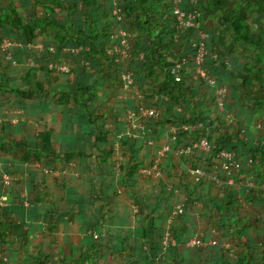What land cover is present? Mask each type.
Segmentation results:
<instances>
[{"label": "trees", "instance_id": "obj_1", "mask_svg": "<svg viewBox=\"0 0 264 264\" xmlns=\"http://www.w3.org/2000/svg\"><path fill=\"white\" fill-rule=\"evenodd\" d=\"M33 1L36 6H31V15L24 16L21 11L24 8L19 10L11 4L0 16V25L8 28L0 42L8 39L26 44L42 36L46 41L50 40L57 51L55 54L49 51L36 54L35 63L40 64L38 73L34 79H30L31 74L26 75L22 82L12 81L14 75L10 65L0 62V95L14 94L16 100L38 104L40 109L30 113L36 119L51 108L48 122L39 119V129L35 121L22 122L19 129L13 130L2 120L0 158L12 163L5 170L0 168V244L4 247L11 243L17 245L16 264H99L98 255L93 251L96 246L91 247L93 253L89 254L90 247L85 242H79L78 246L76 238H72L63 243L61 237H81L73 229L78 220L81 221L78 228L93 225L95 230L105 228L108 234L116 233L117 230L111 228L108 211L112 197H117V202L128 200L131 208L138 207V214L146 212L162 217L164 200H171L175 191L181 192L188 206L200 201L207 203L205 215L211 220V227H217L222 233V238L215 239L220 244L224 241L235 244L239 249L236 258L239 260L230 258L221 245L212 247L215 251L187 247L189 239L183 230L178 246L164 253L155 247L158 243L151 244L144 248L142 260L148 264H208L203 258L185 261L182 252L186 247L191 249L190 253L199 252L203 256L206 250H210L209 254L215 252L212 254L214 264H264V215L254 216V212L243 205L254 201L262 206L264 213V193L249 188L245 198L242 197L237 187L229 184L230 178L223 171L219 158L224 150L236 153L240 169L239 173L233 172L235 183L241 182L244 172L256 173L250 179L255 186L264 182V142H257L259 135L246 139L248 134L243 131L241 117L238 118L239 114L230 102H237L241 94L248 92L250 85L264 82V49L252 41L254 33L247 21L251 8L242 6L234 15L228 16L221 14L223 0H202L196 6L204 13L203 23L206 26L212 24L214 30L220 32L218 44L212 49L218 55L212 68L219 81L218 87L225 86L228 90L226 111L221 112L215 89L203 80L193 81L186 70L187 63L192 64L195 59L194 32L184 31L175 40L172 0H117L123 9L120 23L99 0ZM193 1L185 0L183 7L186 10L193 8ZM73 2L75 7L70 5ZM258 6L264 9V1L260 0ZM56 10H62L65 19ZM131 10L141 15L131 16ZM41 11L46 13L42 16ZM80 13L86 19L85 30L76 26ZM218 18L221 21L216 27L210 21H204ZM225 27L230 31L226 32ZM120 29L131 34L133 58L125 64H118L108 52ZM230 36L234 37V42H230ZM237 42L247 48L252 57L257 54L255 66H244L246 80L239 88L236 82L226 80L231 70L224 63L225 50L235 48ZM70 45L83 47L85 54L83 51L79 55L63 56L62 49ZM14 52L32 54L21 49ZM141 54L145 57L139 61L140 68H135L132 64ZM51 60L57 67L69 66L71 72L60 73L50 68L48 61ZM82 60L88 61L90 66H79ZM73 62L77 64L70 66ZM177 65L183 68L179 70ZM128 70L136 74L140 92L145 97L144 104L121 99L114 105H106L99 89L122 90L123 75ZM242 74L240 69H234L230 77L237 79ZM253 74L257 76L256 81L252 79ZM257 103L264 124V91ZM142 106H156L161 115L158 119H144L140 115ZM131 108L136 109L144 128L139 132L131 129L130 136H121L119 133L124 132L122 127L125 126L121 116ZM231 112L238 115L235 124L228 126L227 118L233 115ZM68 118L80 123L71 133L64 130L67 125L63 123ZM198 123H203L204 127L179 130L175 134L171 131L174 127ZM65 134L72 135L79 145L62 143ZM260 138L264 140V133ZM205 139L210 145L207 151L194 149L189 154H181L183 149ZM167 146L170 151L160 166L163 176L155 178L143 174L142 171L155 167L159 153ZM192 169L204 170L207 176L197 180L190 175ZM5 176L10 178L8 183ZM118 181L121 184L117 185ZM5 198L8 200L4 205L2 200ZM88 198L97 202L101 216L94 219L87 215ZM43 218L53 219L46 221L52 235L40 233L38 224H34L36 230L25 224ZM51 236L55 240L52 241V253H30L29 246L36 241L35 237ZM250 237H262V246ZM150 238L141 237L140 240L146 246ZM256 245L260 251L258 255L247 251ZM75 250L80 252L79 257Z\"/></svg>", "mask_w": 264, "mask_h": 264}, {"label": "crops", "instance_id": "obj_2", "mask_svg": "<svg viewBox=\"0 0 264 264\" xmlns=\"http://www.w3.org/2000/svg\"><path fill=\"white\" fill-rule=\"evenodd\" d=\"M99 1L102 3H105L108 12L113 15L114 3L111 0H99ZM11 4H14L15 6H17L19 10L24 8L23 10H21L22 12H24V16L31 15L33 13V9L31 6H36V3L33 0H18V1L17 0H0V16L4 15V13L6 12V9L10 8ZM70 5L72 7H75L74 2L70 3ZM43 11H41L42 16L46 13ZM56 11H59V10H56ZM78 12H80L79 9H78ZM59 13H60V16L64 18L65 14H63L62 10L59 11ZM131 13H133L131 16L141 15L139 13H134L132 10H131ZM77 15H78L76 19L77 28L85 30L86 29L85 17L81 13ZM227 15L229 16V14ZM114 18L116 19V17ZM121 18L117 19L116 21L120 23ZM207 27L213 31L212 24H209V26ZM249 27L252 29L253 33L255 34L254 31L256 30L250 25ZM6 30H8V28L5 29L4 26L0 25V40L5 38V33L7 32ZM224 30L226 32L230 31L229 27H225ZM258 34L259 33H256L253 36L252 41L255 43H258L264 49V45H262L264 44V41L262 43L261 37ZM219 39H220V32L213 31V37H212V42H211L212 49L215 46H217ZM234 41L235 39L234 37H232L230 39V42H234ZM29 42L43 43L46 49L42 52H35V51H30L27 48L12 47L5 52H0V62H2L5 65L7 64L8 66L10 65L11 67V71L13 72V75H14V77L12 78V81L15 80L17 82H22L23 81L22 79L26 75H30V74H31L29 76L30 79H34L36 77V74L38 73V68L40 67V64L35 63V60H34L36 58V54L38 55V54L48 53L49 51L48 48L52 46V43H50L51 41L50 40L49 42L46 41V39L42 36L35 39V41H29ZM66 48L74 49V48H82V47H76V46L70 45L69 47H66ZM16 49L17 50L18 49L27 50V51L32 52V54L31 53H28V54L25 53L23 55H19L18 53L15 54L14 50ZM251 49L253 51L255 50L253 48ZM69 54H71L72 56L78 55L72 52L63 53L62 55L65 56ZM256 56L252 57L251 52L248 51L247 48H245L243 45H241L238 42L236 43L235 48H230L227 51L225 50V62L224 63L226 67L229 68L231 71H233L234 69H240L243 72V74L239 78L232 79L230 77V72H231L230 71L228 72L229 77L227 76L226 80L228 82H233V83L236 82V84L238 85L237 87L239 88L242 85V83L246 80V72H244V69H243L244 66L246 65L251 66V67L255 66V64L257 63ZM64 58L67 59L68 57H64ZM134 61L135 62H133L132 66H134L135 68H140L141 63H139L137 59ZM34 63L37 65H34ZM48 63L51 64L49 65L50 68L53 69L54 67L57 69L58 72L60 71V73H64V72H61L62 69L60 70L57 66L54 65L53 60L48 61ZM71 64L72 66H75L77 63L75 64V62H73ZM65 68H70V67L65 66ZM256 77L257 76L255 74L252 75V79H255V81H256ZM249 87L250 88L247 90L248 92H246V94L243 93L241 94V96L238 97L239 101L237 100V102H235V101L230 100L231 106L233 105L232 106L233 110L237 112L240 116L238 114L236 115H238V118L241 117L239 121L243 125V131H246L248 134V136L246 135L247 140H250L249 137L252 138V136L256 137L258 135L261 136L264 133V124L261 122V116L263 115L261 112L262 110L257 106L258 104L257 98L261 96L262 91H264V82H261L259 86L258 84H253V85H250ZM221 88L225 89L226 94L228 95L227 88L225 86ZM106 91L107 90H102V89H99L98 91L101 94V97L106 103V105H114L115 104L114 102L120 101L121 99L129 100V101L132 100V97L129 98V95H128L127 98L119 97L118 100L113 99L111 103V101H109L107 97V94L104 93ZM230 96L232 97L231 94ZM245 96H246V99H245ZM17 104H20V105H17ZM16 107H20V109L22 107V109L21 110L18 108L16 109ZM38 109H40V106L38 104H30L24 100H16L14 94H1L0 95V129L2 128L4 124L2 120H4L6 125H8V128L10 127L13 130L19 129L21 125L20 123L22 122L32 123L30 121L32 120L30 113L33 111L36 112ZM46 112L50 113L51 108L48 107ZM236 115H232L235 120L237 117ZM63 124L65 126L67 125V127L64 129L66 133H71L74 128L77 129L78 126H80V123L77 120L74 121L71 118H68V120ZM123 125H122L123 126L122 130H124V132L120 131L119 134H121V136L122 135L130 136L128 132L131 130V127L127 124H123ZM115 128L116 127H113V129ZM259 136L257 138V142L258 143L264 142L262 138L259 139ZM72 137L73 136L70 134L63 135L62 143L65 142L67 144H71L72 146L79 145V143H76L73 140L74 138ZM118 144L119 143H117V145ZM0 162H2L5 167L7 165H10V163H12L11 161H8L5 158H0ZM5 167L2 168L0 164L1 169L5 170ZM245 173L247 174L246 177H248L247 180L252 179V174L256 175V173L249 174L247 172L242 173V175ZM250 183H253V182H251L250 180ZM118 184H121V182L118 181L117 185ZM249 188L250 187L240 192L241 195H243L242 197L247 195L248 193L247 191L249 190ZM257 193L263 194L264 192L257 191ZM171 198L172 199L169 201L168 199L164 200V207H163L164 215L162 216L163 217L162 218L156 215L147 214L146 212H143V213L140 212L138 214V211H139L138 207L136 208V206L135 207L132 206L133 208H131V205L128 202V200L123 201V202H117V197H112L111 199H109V203L111 205L109 206L108 211H109V216H110L111 228L117 230L116 233L108 234L106 233L107 231L105 228H102L100 230L98 229L95 230L92 227L93 225L79 226L78 228L77 226L80 225L81 223V221L78 220V224L74 225L76 227L73 229H75L76 232L81 237H68L67 236V237H61V238L63 240V243L65 239H69L68 241L70 242L72 238L73 239L76 238L78 246H79V242H85V245L90 247V250H88L87 252L89 254H92L94 251V253L98 255L99 264H123V263L124 264H148L145 259L142 260L143 258H145L144 248L145 247L148 248L151 244H155V243H158L155 245V247H158L161 244L164 235L168 231H172V233L176 236L177 241H179V239L182 237L180 236V233H181L180 231L182 230L183 232L185 231L184 236L187 237L188 239H192L197 236H201L202 239L206 241H213V240H216L217 238H222V233L217 229V227H213V226L211 227V220L209 219L208 216L205 215V212L208 209L207 203L200 201L194 206L185 205L186 213L182 216L176 217V219L173 220L172 222L171 221L172 213L175 211V208L177 206L184 204L185 200L183 196L179 199L175 198V196H172ZM243 205L246 209L254 212V216H256L255 214L259 216L264 215V213H262L261 211L262 206H260L258 203H255L254 201L247 202V204L243 203ZM98 207L99 206L95 200L88 198V200L86 201L87 215H92L94 219L97 218L98 216H101L102 214L101 212L98 211ZM169 213L170 215H168ZM72 220L74 221L73 218ZM46 221L52 222L53 219L52 218H49V219L43 218V219H36V220L33 219L31 220V222L29 223L27 222L25 224L26 225L28 224V226L30 227L29 229H31V227L34 226L33 230L37 229L36 225L34 224H38L40 225V228H39L40 233H47L48 235L49 234L52 235L53 231L49 229ZM180 227H182V229L179 230ZM141 237H147V238L151 237L149 241L150 242L149 245H146V246L143 245L140 240ZM13 238L16 239L17 237H13ZM35 238H36L35 239L36 241L29 246L30 253H37L38 251L39 252L42 251L43 254L46 255L54 251L52 248V245H53L52 241H55L54 237L51 236V237H35ZM250 239L255 240L260 246H262V237H250ZM92 246H96V249H94L93 251L91 250ZM212 247L213 246H210L205 249H214ZM250 247L251 248L247 251H251L252 253L257 254V255L258 253H260V251L257 250L258 245L254 246L255 250L253 249L252 246ZM17 249H18L17 245L13 243H11L9 246H6V247L0 244V264H16L17 259H18V256H16ZM190 250L191 249L184 247V250L182 252L183 253L182 258L185 261L192 259V258H195L196 260H200L203 258L205 261H208V264H214L212 254H215V252H211L209 254L210 250H206L205 251L206 254L203 256L202 253H199V252L190 253ZM215 250L216 249H214L213 251ZM74 253L79 257L80 252L78 250H75ZM235 260L238 261L239 258ZM94 262L95 261H92V263Z\"/></svg>", "mask_w": 264, "mask_h": 264}, {"label": "built area", "instance_id": "obj_3", "mask_svg": "<svg viewBox=\"0 0 264 264\" xmlns=\"http://www.w3.org/2000/svg\"><path fill=\"white\" fill-rule=\"evenodd\" d=\"M115 1V8L113 10V16L117 19H120L122 17L123 9L118 5L117 0ZM184 0H172V14H173V23L172 28L174 29L175 34V40L177 41L180 34L184 31L192 30L194 32V48H195V59L192 64L187 63L186 70L189 72L191 79L193 81H199L203 80L208 86L215 89L216 91V102L218 104V108L221 112L226 111V90L223 88H219V81L216 78L214 71H213V64L216 63L218 60V55L215 54L211 48V42L213 37V31L206 27L202 21V14L198 10L196 6H198V1L194 0L192 2V5L194 6L191 9H185L183 7ZM12 47H19V48H27L30 51L35 52H42L46 49L44 45L37 44L35 42H30V44L25 45L20 42L10 41L8 39L3 40L0 42V52H5L9 50ZM49 52L52 54H55L56 48L54 46H51L48 48ZM63 53L72 52L74 54H82V52L85 50L82 48H74V49H68L63 48ZM109 55L113 56L116 59V62L118 64H125L129 62L132 57V44H131V34L128 30L121 29L118 31L116 35H114V44L109 48L108 50ZM85 54V51L83 52ZM144 55L141 54L137 58L138 61H142L144 59ZM85 62V67H89L90 63L86 60H82V65ZM34 65H37L34 63ZM52 67V66H51ZM179 70L182 69L180 65L176 66ZM53 69H56L53 67ZM57 70V69H56ZM61 72L64 73H70V68L62 69ZM123 82L124 87L127 90L134 91L136 93V96H139V98L144 101L145 97L140 92L139 85L136 81V74L132 70H128L123 75ZM138 113H133V119H131V129L134 131H140L144 128L141 121L138 120ZM140 115L144 119H158L161 115V110L156 106H142L140 108ZM228 126H232L235 124V119L233 116H228L227 118ZM203 123H198L197 125H183L181 127H174L171 131L173 134H175L179 130L183 131H191V130H197L199 128H203ZM136 137V134L134 135ZM210 148L208 139L203 140L201 143L196 144L194 146H190L188 148H185L181 151V154H189L194 149H200L203 151H207ZM170 151V146L165 147L158 155V158L156 160V165L152 170L148 171H142L143 174L153 176L155 178L163 176V172L160 170V166L163 163L164 156L167 152ZM222 169L225 172V174L230 178L229 184L237 187L241 183H235L232 175L235 172H239L238 169H240L239 162L236 158V153L231 152L229 150H224L219 155ZM190 175L193 178H196L197 180H201L207 176L206 171L204 170H190ZM234 172V173H233ZM55 175L57 173H54ZM210 178L214 179L210 176ZM5 179L7 183L9 182L10 178L8 176H5ZM250 188H253L257 191H263L264 192V182L260 186H255L254 183L249 184ZM175 198L179 199L182 197L181 192L175 191L174 192ZM186 202L184 204L177 206L175 208V211L172 213L171 221L176 219L178 216H182L186 213ZM178 245V241L176 236L172 233V231H168L161 242V244L156 247L157 249H160L162 252H167L171 248L176 247ZM223 246V248L229 253L230 258L236 259L238 257L239 249L238 247L231 243V242H223L220 244L217 240L213 241H206L202 239L201 236L194 237L192 239H189L188 246L191 248L195 247H202V248H208L210 246L218 247Z\"/></svg>", "mask_w": 264, "mask_h": 264}, {"label": "rangeland", "instance_id": "obj_4", "mask_svg": "<svg viewBox=\"0 0 264 264\" xmlns=\"http://www.w3.org/2000/svg\"><path fill=\"white\" fill-rule=\"evenodd\" d=\"M111 1L115 4V1H113V0H111ZM197 1L200 2L202 0H197ZM208 1H211V0H208ZM223 1L224 2L222 3V11H221L222 15H224L225 13L229 14V16L234 15L235 12L237 11V9L241 8L242 6H246V7H250L251 8V11L248 12V13H250L248 15V20H247L248 24L256 30V31H254L255 34L259 33L258 35L261 37V41L263 43V41H264V9H262V8H260L258 6L260 0L258 2H256L255 0H223ZM113 9H114V6H113ZM201 13H202V15H204V13L202 11H201ZM211 17L209 16L208 18H211ZM204 21L205 22L210 21L216 27L218 25V23H220L221 20L218 18V19H205ZM213 31H215L214 28H213ZM231 38L232 37L230 36V39ZM26 44L28 45V44H30V42H28ZM37 44L43 45V43H37ZM262 45H264V44H262ZM84 64H85V62L83 63V65H82V63H80L79 66L85 67ZM70 66H72V65H70ZM58 68L60 70L63 69V68L65 69V66H58ZM155 75H156V77L158 76V71H156ZM260 83L261 82L258 83V86H259ZM104 93L107 94V97H108L109 101H111V103H112L113 99H117L118 100L119 97L127 98L128 95H129V98L132 97V100H131L132 102H134L135 99H136V101H138L140 103V105L144 104L143 101L139 98V96H136V93L134 91L127 90L125 87L122 88V90H115V91L107 90ZM114 101H116V100H114ZM135 110H136L135 108L129 109L127 111V113H125V114H123L121 116V121H125V124H127V125L130 124L131 123L130 120L133 119V115L132 114L135 113ZM231 114H233V113L231 112ZM230 116H232V115H230ZM39 117L40 118H37V119L35 117H32L31 118L32 120H30L31 122H35L36 121V126L38 127V129L41 127V124L38 122L39 119H45L47 122L49 121V118H50L49 112L45 111V113H42ZM0 164H1L2 168L5 167L2 162H0ZM237 173H239V172H237ZM59 175H60L59 173L56 174V176H59ZM246 176H247L246 173L242 175L241 183L239 184L237 191L242 192V191L246 190V188L249 187L250 180H247L248 177H246ZM28 196L29 195L26 196V199H27ZM7 200H8L7 198L3 199L2 200V204L5 205ZM25 205L28 206L29 203L27 201H25Z\"/></svg>", "mask_w": 264, "mask_h": 264}]
</instances>
